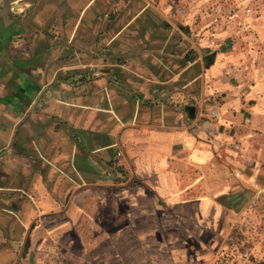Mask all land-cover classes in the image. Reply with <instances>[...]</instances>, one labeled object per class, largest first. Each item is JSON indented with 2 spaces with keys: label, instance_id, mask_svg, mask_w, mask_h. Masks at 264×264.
Instances as JSON below:
<instances>
[{
  "label": "crops",
  "instance_id": "1",
  "mask_svg": "<svg viewBox=\"0 0 264 264\" xmlns=\"http://www.w3.org/2000/svg\"><path fill=\"white\" fill-rule=\"evenodd\" d=\"M208 1L0 0V264H128L167 216L244 199L264 54L209 39ZM120 166L140 182L105 202Z\"/></svg>",
  "mask_w": 264,
  "mask_h": 264
},
{
  "label": "rangeland",
  "instance_id": "2",
  "mask_svg": "<svg viewBox=\"0 0 264 264\" xmlns=\"http://www.w3.org/2000/svg\"><path fill=\"white\" fill-rule=\"evenodd\" d=\"M170 1H180L182 6L193 3L192 0ZM239 5H244L241 12ZM201 10L194 19L200 29L210 32L209 39L224 41V37H227L231 42L246 35L260 40L247 47L264 54V28H261L264 26L257 30L251 27L252 24H242L245 20L257 19V25H264V0H209L206 6L201 5ZM229 44L227 48L234 47ZM222 47L225 48L224 45ZM260 65L264 68V60ZM121 168L124 167H118L113 178L108 180L112 187L102 191L101 196L105 202L110 197L118 203L124 201L129 198L130 189H134L140 182ZM257 171L255 181L246 183L244 199L242 194L240 200L234 195L230 204L210 210L207 219L200 218L197 211L198 219L194 221L192 209L187 211V220L181 224L167 216L166 222L154 225L165 236L145 240L151 247L144 251L134 241L135 253L131 255L128 264H264V166ZM216 176L223 179L220 173ZM209 177L211 183H215V175L209 173ZM201 191L198 190L199 193ZM107 208L104 205L103 225L109 224ZM120 208L124 210V207ZM168 209L166 212H169ZM159 240L164 244L161 248L157 247L156 242Z\"/></svg>",
  "mask_w": 264,
  "mask_h": 264
}]
</instances>
